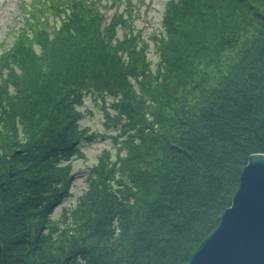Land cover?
I'll return each instance as SVG.
<instances>
[{"label":"trees","instance_id":"16d2710c","mask_svg":"<svg viewBox=\"0 0 264 264\" xmlns=\"http://www.w3.org/2000/svg\"><path fill=\"white\" fill-rule=\"evenodd\" d=\"M100 1L22 3L0 42V264H185L264 152V0H168L151 55ZM86 95L124 135L56 216L97 134Z\"/></svg>","mask_w":264,"mask_h":264},{"label":"rangeland","instance_id":"374dc122","mask_svg":"<svg viewBox=\"0 0 264 264\" xmlns=\"http://www.w3.org/2000/svg\"><path fill=\"white\" fill-rule=\"evenodd\" d=\"M28 1L30 0H0V42L4 41V44L6 45L10 44L13 41L14 37L11 33V30L13 28L18 29L22 26L23 17H25L27 13L21 10L20 6L22 3L24 4ZM61 1L64 2V0ZM116 1L119 3L114 6L112 5V0H101L97 4V8L103 13V24L109 20L110 16L113 15V13L121 12L125 8L131 9L130 12L133 15V21L130 28L134 33L140 32L141 39H144L149 43L148 55H151L153 49V41L150 38V35L154 31H158L159 29L161 30V18L163 16L165 5L168 0ZM52 19H54V22L56 24H59L60 18L50 17V21H52ZM118 35L121 36L120 29L118 30ZM37 46L35 45L36 48H38ZM1 47L2 46H0V53L2 51ZM80 108L84 112L83 116L80 119V125L89 127L90 131H94L97 134L93 140H84L80 143L81 150L83 151L84 155L76 156L72 160L75 179L72 184L73 186H71L70 189L73 192V196L67 197L62 202H60V204L54 211V215L56 216L60 211L61 205H75V197L80 194L84 188H86L84 174L87 171L88 167L96 161L97 153L103 148L109 149L111 151L112 157L114 158V154L118 149L117 146L114 145V140H119L124 135L117 132V127L113 126L112 124H106L105 112L107 110L113 111L107 101L102 102L100 99L93 97L92 95H86L84 98V104H82ZM124 151L125 149L122 150L123 153Z\"/></svg>","mask_w":264,"mask_h":264},{"label":"water","instance_id":"95a60500","mask_svg":"<svg viewBox=\"0 0 264 264\" xmlns=\"http://www.w3.org/2000/svg\"><path fill=\"white\" fill-rule=\"evenodd\" d=\"M185 264H264L263 152L249 154L230 204Z\"/></svg>","mask_w":264,"mask_h":264},{"label":"bare ground","instance_id":"6f19581e","mask_svg":"<svg viewBox=\"0 0 264 264\" xmlns=\"http://www.w3.org/2000/svg\"><path fill=\"white\" fill-rule=\"evenodd\" d=\"M1 253H2V251H1Z\"/></svg>","mask_w":264,"mask_h":264}]
</instances>
